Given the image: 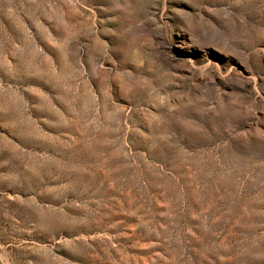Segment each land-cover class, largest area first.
I'll list each match as a JSON object with an SVG mask.
<instances>
[{
	"label": "rangeland",
	"instance_id": "obj_1",
	"mask_svg": "<svg viewBox=\"0 0 264 264\" xmlns=\"http://www.w3.org/2000/svg\"><path fill=\"white\" fill-rule=\"evenodd\" d=\"M0 264H264V0H0Z\"/></svg>",
	"mask_w": 264,
	"mask_h": 264
}]
</instances>
